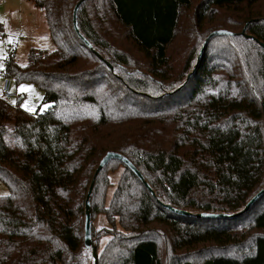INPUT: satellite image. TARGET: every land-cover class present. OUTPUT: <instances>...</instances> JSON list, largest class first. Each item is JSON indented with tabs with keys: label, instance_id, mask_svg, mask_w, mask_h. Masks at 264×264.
Listing matches in <instances>:
<instances>
[{
	"label": "trees",
	"instance_id": "obj_1",
	"mask_svg": "<svg viewBox=\"0 0 264 264\" xmlns=\"http://www.w3.org/2000/svg\"><path fill=\"white\" fill-rule=\"evenodd\" d=\"M28 1L55 50L4 64L48 107L0 100V264H88L84 204L109 152L154 195L117 160L97 175L98 264H264V195L244 211L264 188V0H85L80 36V0Z\"/></svg>",
	"mask_w": 264,
	"mask_h": 264
},
{
	"label": "rangeland",
	"instance_id": "obj_2",
	"mask_svg": "<svg viewBox=\"0 0 264 264\" xmlns=\"http://www.w3.org/2000/svg\"><path fill=\"white\" fill-rule=\"evenodd\" d=\"M2 1L3 4L0 5V84L2 78H4V64L10 57L14 58L18 66L24 67L27 64V56L30 50L46 52L55 50L42 10L38 9L28 0ZM182 20L185 21V19ZM175 66H178V64H175ZM21 86H24L23 91L21 90ZM12 88L18 98L8 102L9 104L18 106L30 114L46 111L48 105L43 102L44 94L35 85L31 83L16 84L13 82ZM27 108H31L32 111L26 110ZM120 173L121 169L109 176L112 186L108 190L107 201L115 189ZM6 195H8V190L0 184V196ZM91 223V233L92 230L99 231L102 228H109L103 216H98L93 221L91 220ZM109 239V236H105L98 243L92 239L97 256V264L98 257L105 250ZM85 254L88 264H93L92 250H85ZM175 260L180 261L181 258L178 257ZM164 263L173 264L172 259H167Z\"/></svg>",
	"mask_w": 264,
	"mask_h": 264
},
{
	"label": "water",
	"instance_id": "obj_3",
	"mask_svg": "<svg viewBox=\"0 0 264 264\" xmlns=\"http://www.w3.org/2000/svg\"><path fill=\"white\" fill-rule=\"evenodd\" d=\"M85 0H80L76 6L74 7L73 10V28L74 31L79 35V31H78V26H77V11L79 9V7L81 6V4L84 2ZM221 35H231V33L227 32V31H215L213 33H211L208 38L206 39L201 51L199 55H202L208 42L215 36H221ZM80 36V35H79ZM82 42L85 43V45L91 49V45L84 39L81 38ZM262 48L264 49V45L261 44ZM191 77V75L188 76V79ZM111 160H117L119 162H121L126 168H128L138 179L139 181L144 185V187L150 192V194L154 195L151 187L144 181L143 177L141 176V174L136 170V168L133 166V164L127 160V158H125L122 155L113 153V152H109L107 153L102 160L99 162L98 167L95 170L94 173V177L93 180L89 186L88 192H87V196L85 199V204H84V248L86 251L88 250H92V254H93V264H96L97 262V256H96V252H95V247L93 246L92 243V239H91V227H92V223H91V212H90V198H91V193H92V189H93V182L95 180V178L97 177V175L102 171V169L111 161ZM262 195H264V188L259 191L245 206L244 211H246L247 209H249L251 206H253L257 200L262 197ZM166 210L170 211L173 214L179 215V216H188L190 215L187 212L184 211H179L176 210L174 208H171L169 206H164ZM236 215H225V214H199L198 217L202 218V219H231L233 217H235Z\"/></svg>",
	"mask_w": 264,
	"mask_h": 264
},
{
	"label": "built area",
	"instance_id": "obj_4",
	"mask_svg": "<svg viewBox=\"0 0 264 264\" xmlns=\"http://www.w3.org/2000/svg\"><path fill=\"white\" fill-rule=\"evenodd\" d=\"M1 4H3L2 0H0V5ZM12 85V79L2 78L0 84V100H3L4 102H10L18 98L17 94L13 91Z\"/></svg>",
	"mask_w": 264,
	"mask_h": 264
},
{
	"label": "snow or ice",
	"instance_id": "obj_5",
	"mask_svg": "<svg viewBox=\"0 0 264 264\" xmlns=\"http://www.w3.org/2000/svg\"><path fill=\"white\" fill-rule=\"evenodd\" d=\"M21 90H22V91L24 90V86H21ZM13 103H15V102H13ZM26 110H28V111H32L31 108H27Z\"/></svg>",
	"mask_w": 264,
	"mask_h": 264
}]
</instances>
